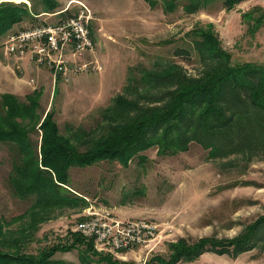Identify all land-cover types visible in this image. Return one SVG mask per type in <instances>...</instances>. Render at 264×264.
Returning <instances> with one entry per match:
<instances>
[{
    "label": "rangeland",
    "instance_id": "374dc122",
    "mask_svg": "<svg viewBox=\"0 0 264 264\" xmlns=\"http://www.w3.org/2000/svg\"><path fill=\"white\" fill-rule=\"evenodd\" d=\"M2 1L24 3L31 15L37 12L42 15L27 17L0 37V94H14L21 100L36 97L40 104L38 111L43 112L39 121L52 111L59 131L66 136L81 128L86 131L84 134L91 132L92 137H98L105 125L100 122L102 113L112 105L115 96L125 94L129 76H139L143 68L174 61L187 74L197 75L202 65L187 35L196 23L214 25L232 62L264 64V25L252 33L241 15L256 7L264 10V0H244L230 10L214 1L194 13H185L181 7L165 12L160 3L151 8L144 0H81L94 17L91 33L95 57L103 69L99 73L70 74L68 82H64L62 78L55 79L45 67L4 55L3 44L9 33L64 18L74 6L54 16L51 13L63 9L69 0H58L54 12H42L46 10L42 0ZM32 139L36 142L39 137L34 133ZM12 150L0 145V216L6 220L22 213L30 204L29 200L18 199L8 182ZM156 150L144 151L127 166L118 160L105 159L70 167L69 188L85 197L87 204L55 208L48 213L28 251L37 253L72 232L91 239L92 249L98 254L117 261L147 264L152 256L167 257L168 244L177 243L179 238L186 243L208 237L236 238L264 216V151L208 158L207 151L196 143L174 156H161ZM99 215L170 226L166 227L169 230L166 237L161 233L151 243L111 248L98 242L94 235L76 229L79 222ZM19 225L16 222L10 226ZM257 234L260 239L256 247L235 257L206 252L177 264H264V228ZM82 249L79 246L59 251L54 258L80 264ZM97 257L90 253L84 256L86 261L104 264Z\"/></svg>",
    "mask_w": 264,
    "mask_h": 264
},
{
    "label": "trees",
    "instance_id": "16d2710c",
    "mask_svg": "<svg viewBox=\"0 0 264 264\" xmlns=\"http://www.w3.org/2000/svg\"><path fill=\"white\" fill-rule=\"evenodd\" d=\"M144 1L151 8L160 3L165 12L181 7L185 13H194L214 1L230 10L244 0ZM42 3L46 8L42 12H54L59 6L58 0ZM259 8L241 14L252 33L264 25V10ZM38 14L31 15L21 2H0V37L13 25ZM187 35L202 65L199 73L191 76L170 61L143 68L137 77L129 76L125 94L115 96L102 113L100 122L105 125L98 137H92L91 132L84 134L86 131L81 128L70 136L63 135L52 111L39 121L43 112L38 111L36 97L21 100L14 94H0V145L14 152L8 182L18 199L30 202L22 213L9 220L0 216V264H74L54 255L79 246L84 252L80 264H94L84 258L87 253L98 256L99 263L136 264L98 254L92 249L91 239L72 232L37 253L28 251L48 213L55 208L87 204L85 197L69 188L70 167L105 159L127 166L150 148H156L158 155L174 156L187 151L191 143L206 150L208 158L264 151V64L232 62L211 22L196 23ZM34 133L39 137L36 142L32 139ZM11 222L21 225L12 227ZM249 228L232 239L208 237L186 243L179 238L177 243L168 244L167 257L152 256L147 264H177L206 252L235 257L256 247L264 216Z\"/></svg>",
    "mask_w": 264,
    "mask_h": 264
},
{
    "label": "built area",
    "instance_id": "2783aa9c",
    "mask_svg": "<svg viewBox=\"0 0 264 264\" xmlns=\"http://www.w3.org/2000/svg\"><path fill=\"white\" fill-rule=\"evenodd\" d=\"M71 5L74 6L73 11L64 18L39 22L6 35L4 55H14L19 60L25 59L35 66L45 67L51 70L55 79L62 78L64 82H68L70 74L101 72L103 67L95 57L91 33L94 17L88 6L81 0H69L63 9L51 15L67 12ZM167 226L170 225L99 215L79 222L76 229L94 235L98 242L111 248H120L151 243L161 237V233L166 237Z\"/></svg>",
    "mask_w": 264,
    "mask_h": 264
}]
</instances>
